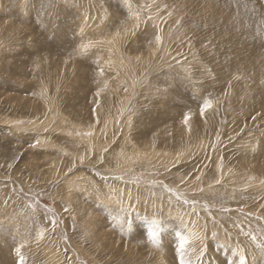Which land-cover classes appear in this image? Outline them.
<instances>
[{"label": "rangeland", "instance_id": "1", "mask_svg": "<svg viewBox=\"0 0 264 264\" xmlns=\"http://www.w3.org/2000/svg\"><path fill=\"white\" fill-rule=\"evenodd\" d=\"M243 2L0 0V264H179L178 233L192 264H264V0Z\"/></svg>", "mask_w": 264, "mask_h": 264}, {"label": "snow or ice", "instance_id": "2", "mask_svg": "<svg viewBox=\"0 0 264 264\" xmlns=\"http://www.w3.org/2000/svg\"><path fill=\"white\" fill-rule=\"evenodd\" d=\"M247 4H248V0H244L243 5L241 4H237V7H241L243 6L245 10H247ZM129 7H131V5H129ZM136 20L140 19L139 14L135 15L134 17ZM148 19H151V16L148 17ZM136 28H139V24L136 25ZM131 35H135V29L131 32ZM156 40L158 43H161V38L159 36L156 37ZM90 48V45H82L80 51L86 53ZM104 74V70L101 69L100 70V75ZM97 95H99V93H97ZM212 107L211 101H206L202 108H201V115L204 114V112L208 109H210ZM190 119L189 115H185L184 117V122L185 124H187L188 120ZM37 144L39 143V141L36 142ZM31 147H35V145H30ZM84 161V157L80 158V162L83 163ZM101 163H103V161H101ZM30 208H32L33 210H35L33 205H29ZM65 211H67V209H65ZM53 225H55L56 221L53 219L52 221ZM150 238L152 239V242L158 243L157 242V232H150L149 233ZM178 235V239H179V243L177 245L176 248V256L179 259V264H192V261L190 259H187V255H188V250H187V245H189V243H191V237L189 235H182V234H177ZM40 238H43V234H40ZM252 241L255 242L256 241V237L252 236ZM24 247V244H21V246L19 248L16 249L17 252V256H18V264H25V258L22 254L21 249ZM256 247L260 250V254L262 257H264V244H257ZM199 251L197 253V261L200 260V258L204 255L205 249L201 244L198 245ZM234 255H236L238 257V261L237 264H248V258L246 257L243 249H240L237 252H234Z\"/></svg>", "mask_w": 264, "mask_h": 264}]
</instances>
